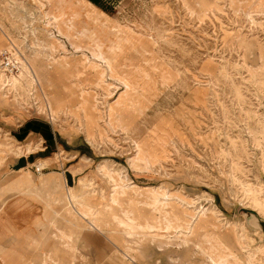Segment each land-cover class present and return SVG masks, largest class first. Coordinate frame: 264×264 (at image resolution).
<instances>
[{
    "label": "rangeland",
    "instance_id": "1",
    "mask_svg": "<svg viewBox=\"0 0 264 264\" xmlns=\"http://www.w3.org/2000/svg\"><path fill=\"white\" fill-rule=\"evenodd\" d=\"M3 50L0 264H264V0H0Z\"/></svg>",
    "mask_w": 264,
    "mask_h": 264
},
{
    "label": "crops",
    "instance_id": "2",
    "mask_svg": "<svg viewBox=\"0 0 264 264\" xmlns=\"http://www.w3.org/2000/svg\"><path fill=\"white\" fill-rule=\"evenodd\" d=\"M58 65L60 66L59 63H58ZM69 84H71V83H69ZM45 87L52 94L63 96V99L70 95L69 91L67 90V88L51 90V89L48 88L49 87L48 84H46ZM58 155H60V153ZM70 158L73 159V158H75V156H71ZM17 162H18V160H17ZM104 163H106V162L104 161ZM80 169L81 168H74L72 170L78 171ZM76 173H78V172H76ZM44 174H47V175L51 174L53 176V179L51 180L50 184L48 185V188L44 189L45 192L46 191H51V193H52V205L50 207V205L46 201L44 203V206H43V213L46 215L48 210L50 209V210L53 211L54 214H56L60 218L59 224H55L56 226H58L59 228H61V226H64L65 224H68V226H70L71 222L74 221V219H76V217L73 216V214H71L72 212H69L67 210L68 208H71V194H70V191H71V188L76 187L78 185V180L82 179V178H78L77 179V183L75 184V186H70V185H67V184L65 185L66 179L63 176H60L61 174H57L56 172H48V173H44ZM13 181L14 180H12L10 182L9 189H12L11 185L13 184ZM35 185H36L37 190H38V188L40 190V189L43 188L44 181L36 182ZM38 185H40V187H38ZM57 185H59V187H57ZM13 190H14V188H13ZM18 191H20V190H18ZM25 191L26 192H33V191H27V190H25ZM22 192H24V191H22ZM35 194L38 195L37 192H35ZM46 197H47V194H45V198ZM54 206H58L62 210L61 211L60 210L59 211L55 210ZM81 220L84 221V222H88V220H86V219H81Z\"/></svg>",
    "mask_w": 264,
    "mask_h": 264
},
{
    "label": "built area",
    "instance_id": "3",
    "mask_svg": "<svg viewBox=\"0 0 264 264\" xmlns=\"http://www.w3.org/2000/svg\"><path fill=\"white\" fill-rule=\"evenodd\" d=\"M20 69V62L13 52L3 50L0 53V70L6 75L17 74Z\"/></svg>",
    "mask_w": 264,
    "mask_h": 264
},
{
    "label": "bare ground",
    "instance_id": "4",
    "mask_svg": "<svg viewBox=\"0 0 264 264\" xmlns=\"http://www.w3.org/2000/svg\"><path fill=\"white\" fill-rule=\"evenodd\" d=\"M104 61V60H103ZM20 62V61H19ZM23 68V65L21 64V62H20V69H19V72L17 73V74H10V75H8V76H12V75H15V76H18L19 74H21V72H22V69ZM6 75V74H5ZM31 79H32V82H31V85H35V83H36V78L34 77V75H32L31 76ZM13 81H15V78H12V82ZM50 114V116H51V113H49ZM51 118V117H50ZM52 120H53V118H52ZM38 167V170H40V168L41 167H44V166H37ZM1 203V202H0ZM2 205V204H1ZM254 211V210H253ZM257 217H261L256 211H254V213L249 217V220H248V222H249V224L250 225H252V226H255V227H257V228H259V229H261L260 228V226H259V223H258V218ZM262 218V217H261ZM264 219V218H263ZM92 225V224H91ZM93 227V226H92ZM220 259V258H219ZM213 263V262H212ZM250 264H253L252 262H250Z\"/></svg>",
    "mask_w": 264,
    "mask_h": 264
},
{
    "label": "trees",
    "instance_id": "5",
    "mask_svg": "<svg viewBox=\"0 0 264 264\" xmlns=\"http://www.w3.org/2000/svg\"><path fill=\"white\" fill-rule=\"evenodd\" d=\"M25 165V159L24 157H21L18 159V162L16 164V169H19Z\"/></svg>",
    "mask_w": 264,
    "mask_h": 264
},
{
    "label": "water",
    "instance_id": "6",
    "mask_svg": "<svg viewBox=\"0 0 264 264\" xmlns=\"http://www.w3.org/2000/svg\"><path fill=\"white\" fill-rule=\"evenodd\" d=\"M254 212H251V215L253 214ZM258 218V223H259V226H260V230L264 233V219L261 218V217H257Z\"/></svg>",
    "mask_w": 264,
    "mask_h": 264
}]
</instances>
